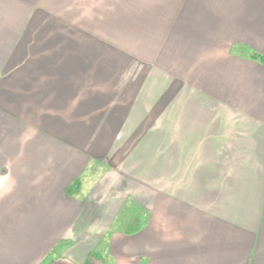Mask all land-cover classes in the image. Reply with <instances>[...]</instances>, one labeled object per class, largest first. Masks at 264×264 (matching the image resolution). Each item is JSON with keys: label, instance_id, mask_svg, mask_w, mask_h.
Returning a JSON list of instances; mask_svg holds the SVG:
<instances>
[{"label": "crops", "instance_id": "obj_1", "mask_svg": "<svg viewBox=\"0 0 264 264\" xmlns=\"http://www.w3.org/2000/svg\"><path fill=\"white\" fill-rule=\"evenodd\" d=\"M102 9L0 0V264H264V0Z\"/></svg>", "mask_w": 264, "mask_h": 264}, {"label": "rangeland", "instance_id": "obj_2", "mask_svg": "<svg viewBox=\"0 0 264 264\" xmlns=\"http://www.w3.org/2000/svg\"><path fill=\"white\" fill-rule=\"evenodd\" d=\"M106 1V2H105ZM141 1L142 0H103V13H101L99 16H87V22H94L96 21H102V23H105L106 21H112L114 23V29L115 27L117 29L114 30L115 37L119 39V41H116V45L118 46L115 48V50L120 51L119 53H134V54H142V53H151V48L154 47V41L147 40L146 44H144V38L142 34L141 29H133V32H130V29L127 28L129 26L128 21L130 19V15L126 13L127 11L134 12V11H140L141 9ZM134 2V3H133ZM105 3H110L109 5H112L113 8V17L110 20L108 18V15L104 14V5ZM136 3V6H135ZM134 4V8H131V6ZM130 9V10H128ZM127 15V16H126ZM141 15H133V18L136 20L137 18H140ZM101 18V19H100ZM133 20V19H132ZM135 23L137 21H134ZM145 45V47H144ZM114 46V45H113Z\"/></svg>", "mask_w": 264, "mask_h": 264}, {"label": "trees", "instance_id": "obj_3", "mask_svg": "<svg viewBox=\"0 0 264 264\" xmlns=\"http://www.w3.org/2000/svg\"><path fill=\"white\" fill-rule=\"evenodd\" d=\"M253 58H255V59H259L261 62L264 63V56L254 55Z\"/></svg>", "mask_w": 264, "mask_h": 264}]
</instances>
